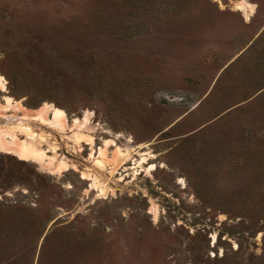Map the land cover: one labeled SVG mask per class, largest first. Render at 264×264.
<instances>
[{"label": "rangeland", "instance_id": "374dc122", "mask_svg": "<svg viewBox=\"0 0 264 264\" xmlns=\"http://www.w3.org/2000/svg\"><path fill=\"white\" fill-rule=\"evenodd\" d=\"M241 1L0 0V127L24 116L5 96L69 119L30 124L53 168L0 137V264H264V0ZM110 140L109 161L131 157L95 168L98 200L58 167ZM139 153L152 174L130 170Z\"/></svg>", "mask_w": 264, "mask_h": 264}, {"label": "bare ground", "instance_id": "6f19581e", "mask_svg": "<svg viewBox=\"0 0 264 264\" xmlns=\"http://www.w3.org/2000/svg\"><path fill=\"white\" fill-rule=\"evenodd\" d=\"M245 1L246 0L241 1L239 7L240 10L245 9L244 6H249V4L246 3ZM247 16H249V14H247ZM0 76L2 75L0 74ZM0 85H3V89H6L7 91L5 80L0 81ZM3 89H0V91L6 92ZM3 101L6 104L4 107L5 110L13 109L16 113L23 114L24 116H23V121H21L22 124L19 126H12L9 120H5L2 122L4 127H0V137L3 140H6V138L10 137V135L7 132H11L13 134L12 136L14 137L15 141L14 143L6 142L7 144L6 143L3 144L2 143L3 141L0 143H2L3 146L6 145L5 148L7 151L8 150L16 151L20 155L22 160L25 161L34 160L44 168L47 169L53 168L55 165V161L58 159V151H59L58 145L54 143L53 146L49 147V150H43L41 148H38L37 144L38 143L41 144L42 142L47 143L50 140L51 135L47 133H37L36 130H34L30 124L33 123V118H34V120H36L38 123L47 125L48 129L58 130L59 133L60 132L63 133L69 126V119L66 112L63 109L49 103H46L37 110L30 111L26 109L25 106L20 101H14L9 96H5L3 98ZM84 121H87V118L82 120L76 118L73 122L74 127L79 128V126L82 125ZM21 136L25 138L24 141H21L20 139ZM71 140L77 143L78 145H80L81 143L80 138L76 136L75 138H71ZM87 140L93 145L94 143L93 139L90 140L86 139V141ZM83 141L86 143L85 140ZM88 141L87 144H89ZM111 144L117 146L116 142L110 140L109 142L106 143L105 149L103 148L98 149L99 151L97 152L94 147L92 148V152L90 155L91 162L93 163L92 167L82 170L77 165L72 166L70 161L67 162L62 160L60 162V166L58 167V171L68 172L71 170H75L76 172H79L84 181L90 182V186L86 191L87 194L90 195L93 191H97L98 200L107 199L108 194L111 192V190H109V188L102 182L100 175H98V173H96L95 170L98 169L101 171H106V170H110L111 166L115 165L116 168L114 170L116 172L119 168H124L128 166V162L130 161V157H131L130 152H125L124 150H122V148H118V151L116 150L115 151L116 153L114 152L115 154L114 160L112 162L109 161L107 157L108 154L107 147H109ZM49 153H53L55 156L51 157L48 155ZM139 154L140 156H142L141 161L134 163V166L130 167V170H135L137 175H142L143 172H146L147 174H152L157 169L155 164L150 163V161L154 159V156H152L149 153L148 154L139 153ZM126 171H127V167H126ZM123 180H124L123 178L120 179V181Z\"/></svg>", "mask_w": 264, "mask_h": 264}, {"label": "snow or ice", "instance_id": "6c2138e0", "mask_svg": "<svg viewBox=\"0 0 264 264\" xmlns=\"http://www.w3.org/2000/svg\"><path fill=\"white\" fill-rule=\"evenodd\" d=\"M4 80V77L0 76V81H3ZM0 89H3V85H0ZM6 91V89H3ZM180 183H183V181H180ZM221 219H226V217H221ZM216 253H213V256H215ZM223 253H221L222 255Z\"/></svg>", "mask_w": 264, "mask_h": 264}]
</instances>
